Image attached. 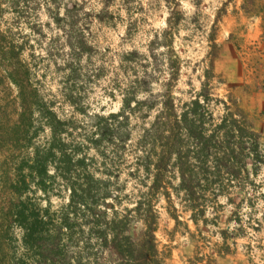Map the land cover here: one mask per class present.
<instances>
[{
    "label": "trees",
    "instance_id": "obj_1",
    "mask_svg": "<svg viewBox=\"0 0 264 264\" xmlns=\"http://www.w3.org/2000/svg\"><path fill=\"white\" fill-rule=\"evenodd\" d=\"M110 1L105 0L104 10ZM122 1L128 14L130 5L140 2ZM18 3L0 0V83L6 81L15 89L12 114L0 112V264H164L156 239L160 200L178 224L175 198L195 226L208 224L206 214L219 206V198L233 206L234 195L240 192L246 197L235 210L244 202L252 206L248 191L257 188L255 178L264 167V155L240 101L230 95L226 100L214 98L208 70L190 98L174 95L182 67L173 46L185 21L181 0H149L146 9L139 6L147 13L163 6L165 28L153 35L145 54L135 50L123 54L120 108L107 116H92L97 123L85 140L96 150L109 146L112 157L127 160V177L136 197L122 211L117 206L123 186L113 181L118 177L96 176L90 170L92 159L78 154L83 144L64 138L71 135L70 124L58 119L35 88L23 57L26 41L18 43L10 29H3L4 15L16 11ZM245 6L241 9L248 13ZM221 12H216L212 32ZM215 40L209 37L213 49ZM67 47L76 58L91 51L83 34L68 38ZM214 54H207L210 69ZM68 101L74 104L72 97ZM214 105H222L218 116L211 109ZM39 118L50 132L44 145L35 142ZM132 120L137 124L133 126ZM97 152L108 160L106 151ZM56 187L66 190L68 197L53 210L50 196ZM236 217L238 224V213ZM221 237L223 245L216 253H229L226 232Z\"/></svg>",
    "mask_w": 264,
    "mask_h": 264
},
{
    "label": "rangeland",
    "instance_id": "obj_2",
    "mask_svg": "<svg viewBox=\"0 0 264 264\" xmlns=\"http://www.w3.org/2000/svg\"><path fill=\"white\" fill-rule=\"evenodd\" d=\"M12 1L19 3L16 11L8 10L4 15L3 29H10L18 43L26 41L23 57L40 97L59 120L69 122L71 135L64 138L75 145L83 144L78 154L92 159L90 170L100 178L105 173L118 177L113 181L123 189L119 192L121 204L117 209L130 208L136 188L127 177V160L119 161L109 153V146L100 145L97 150L106 151L108 160H105L85 140L92 137L97 123L92 116L118 112L121 105L118 88H123V54L134 50L146 53L153 35L165 28V8L142 12L139 6L146 9L149 0H140L130 5L128 14L122 0L110 1L106 10L105 0ZM244 1L181 0L185 21L173 46L182 67L174 95L179 100H187L199 91L203 71H211L209 84L213 97L226 100L230 95L240 101L247 112L250 129L259 136L264 155V0ZM243 4L248 13L241 9ZM218 10L222 12L216 31L212 32ZM99 15L102 21L97 19ZM132 22L135 24L130 26ZM81 34L91 51L76 58L68 49L67 40ZM212 35L217 49L210 46ZM209 52L215 53L211 69ZM14 97L15 89L6 81L0 83V112L6 110L12 114ZM70 97L74 104L69 103ZM211 109L217 116L222 113V105ZM131 124L137 123L132 120ZM36 128L35 142L46 144L50 132L42 119L37 120ZM132 135L134 140L137 131ZM255 183V192L248 191L252 206L244 202L235 210V204L246 197L240 192L234 195L233 206L225 198H219V206L206 214L207 225L195 226L189 220V213L173 197L179 216L176 224L165 210V202L160 200L156 239L164 264H264V167ZM173 184L177 181L173 180ZM53 194L50 196L53 210L67 202L68 193L63 188L56 187ZM36 196L44 206L42 194ZM237 213L238 224L234 221ZM136 227L135 238L140 226ZM221 232H226L229 253H216L223 245Z\"/></svg>",
    "mask_w": 264,
    "mask_h": 264
}]
</instances>
